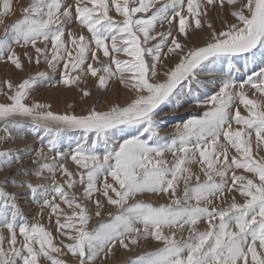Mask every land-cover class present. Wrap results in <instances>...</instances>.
I'll use <instances>...</instances> for the list:
<instances>
[{"label": "snow or ice", "instance_id": "1", "mask_svg": "<svg viewBox=\"0 0 264 264\" xmlns=\"http://www.w3.org/2000/svg\"><path fill=\"white\" fill-rule=\"evenodd\" d=\"M217 8L218 15L226 11L235 23L225 18L217 31L209 19ZM12 14L11 0H0V24ZM73 22L79 34L69 28ZM165 25L167 30L156 31ZM205 28L204 43L189 47L192 33ZM29 46L36 53H23L30 63L44 60L53 72L62 66L58 84L78 86L83 76H91L107 90L118 78L131 97L107 110L56 114L49 104L26 102L36 85L51 80L46 72L17 84L0 81V94L8 101L0 103L3 131H22L19 120L29 119L33 131L43 133L32 161L35 170L14 175L51 181H0V264H97L117 246L133 251L149 238L162 246L129 257L126 264H264V0H30L20 19L4 24L0 62L23 71L16 48ZM242 54L261 66L237 81L231 72ZM120 55L125 58L118 59ZM173 57L175 63H165ZM214 73L224 78L218 91L196 101L207 106L202 116L177 127V138L170 142L161 137L163 122L156 117L162 106H181L185 86L190 94L193 83L201 85L199 76ZM246 88L257 98H250ZM90 95L82 90L83 97ZM65 130L81 135L74 147L61 151L58 144ZM117 136L122 137L118 145ZM166 153L174 157L172 163ZM69 160L75 172L67 167ZM20 161L17 153L0 151V170ZM193 164L200 166L203 181L189 167ZM58 175L62 183H57ZM8 184L27 188L41 217L49 210L56 237L41 222H25L19 194L6 191ZM77 185L79 196L71 191ZM99 195L117 211L89 230L91 215L82 201H91L95 216L101 217L104 204L95 198ZM143 195L166 196L170 202L154 206L138 199ZM217 202L227 207L219 208ZM201 222L207 224L204 231L199 230ZM166 229L171 231L166 234ZM185 231L188 235L177 239V232ZM69 255L70 262L59 258Z\"/></svg>", "mask_w": 264, "mask_h": 264}, {"label": "rangeland", "instance_id": "2", "mask_svg": "<svg viewBox=\"0 0 264 264\" xmlns=\"http://www.w3.org/2000/svg\"><path fill=\"white\" fill-rule=\"evenodd\" d=\"M13 6V14L3 18V24H0V35L3 34L4 24H10L21 18L23 7L27 6L30 3V0H11ZM221 10L217 8L216 10H212L209 12V19L213 22L217 31L222 29V20L227 19L229 23H235L234 18L227 14L225 11L221 15H218ZM115 15V13H113ZM167 25L163 28L158 27L156 31H165L167 30ZM69 28L72 30L74 34H79L81 32L80 27L73 22L69 25ZM84 34L87 36L88 33L84 30ZM176 33L174 32L173 35ZM208 35V29L205 28L203 32L192 33L191 40L188 42L189 47L192 46H200L204 43L206 36ZM67 37H65L66 39ZM181 42L183 43V38ZM38 46L43 47L44 45L38 44ZM50 48V44H49ZM27 51L29 55L35 57L36 53L29 46L27 49H22L17 47L16 52L20 54L21 60L24 65L23 71L16 70L14 66L11 64L5 65L0 62V81L4 79L10 80L12 83L17 84L21 82L24 78H28L30 76H35L37 72H46L51 80L40 83L31 90L30 99L26 102L28 104H32L34 102L44 103L51 105L52 112L56 114H64V113H75L76 115L85 114V112L95 107L97 110H107V108L112 104H120L125 105L129 102L131 97V93L125 90L118 82L117 79H113L110 81V84L107 90L101 89L97 85V81L95 78L91 76H83L81 83L77 85H72L71 87H65L62 84H58L57 82L60 79V71L62 70V66H58L57 70L53 72L49 69L47 63L44 60H41L39 64L35 63L33 60L31 63L28 59L23 55V53ZM165 51H167L165 49ZM245 54H242L239 58L234 60L236 68L232 70L231 77L237 81L245 79L248 75H251L253 71H258L261 66L259 62L253 63L250 61H246L244 58ZM118 59H124L122 55L117 56ZM101 59L103 57L101 56ZM176 58L173 57L172 60H166L169 66L175 63ZM94 67H99V65L94 63ZM114 67V66H113ZM225 69H227V64L224 65ZM75 75V73H73ZM162 78V77H161ZM224 77L220 74H203L198 77V79L202 82L201 85H196L193 83L191 85L192 92L187 94V85L185 86V93L183 100L181 101V106H162L163 111L156 117L157 120L162 121V125L159 131V135L161 137H167L169 142L171 139L177 138V127H183V124L189 120L190 118L202 116L203 112L206 110V105L201 106L196 103L197 100L204 101L207 96H210L214 92L218 91V84L221 79ZM53 85H56L55 87ZM90 91V97H83L82 90ZM6 91V89H5ZM248 92L250 98L253 97L251 92L248 89H245ZM6 96L0 94V103H7ZM70 106V107H69ZM241 113L246 115L243 107L241 106ZM19 122L23 125L22 131L17 130H9L8 133L3 131V124L0 123V151L11 150L14 153H17L21 157L20 163L13 164L10 168H4L0 170V181H3L5 177H9L14 180H30L34 185L36 184H51L50 180H42L33 176H23V175H14L18 170L26 169L29 171L35 170V165H33L32 161L35 159V151L42 147L40 142V137L43 135L42 132H34L32 129L33 122L29 119H20ZM233 127H236L235 125ZM134 131V130H133ZM81 135L79 130H65L60 138V143L58 147L61 151H68L69 148L75 146V140ZM11 137V138H9ZM127 138V137H123ZM122 141V137L117 136L114 138V144L118 145V142ZM47 144V139L44 140V145ZM45 154H48V149L44 147ZM99 152L103 153V144L99 148ZM165 158L172 163L174 157L171 153H166ZM47 162V161H42ZM69 170L75 172L76 166L69 160L65 162ZM193 173L196 175H200L201 181H203L204 177L200 173V166L198 164H193L189 166ZM243 174V173H238ZM45 175H48L45 173ZM63 177L57 176V183L63 182ZM218 179V178H216ZM109 182L111 180L109 179ZM195 181L193 180V184ZM5 190L8 192H16L19 195L17 196V203L21 208L23 215L25 217V222L31 224L35 222H41L45 225V227L52 232L53 236L56 237V223L55 217L49 221V210L45 209L43 211V216L41 217V208L38 204L34 203L31 196L28 194L27 188H18L13 187L11 184L5 186ZM183 184L180 185V190L178 192L179 195H182ZM75 193L81 194V186L77 185L75 189L71 190ZM96 199H100L104 208L102 210L103 214L101 217L95 216V205L91 203L89 200H83L82 202L86 204L89 209V214L91 215V222L89 224V230L95 227L98 222L108 220V213H115L117 209L114 206L108 205L107 201L103 198L102 195L96 196ZM138 199L143 200L144 202L152 203L154 206H158L160 204H168L169 197L166 196H155V195H143L139 196ZM236 199L238 202H242V198L239 195H236ZM228 203L231 202V194H227ZM58 202V201H57ZM217 207L224 208L227 207V204H220L217 202ZM61 208L64 209V212L71 213V209H68L66 206L61 204ZM61 220L63 217L61 216ZM207 228L206 222H201L199 225V230L204 231ZM171 230H165L167 234ZM6 234V233H5ZM181 235L186 237L188 235L187 231L183 234L177 232V239L181 238ZM56 242H59V237H57ZM67 242V241H65ZM162 245L149 238L148 240H142L138 247H135L133 251H127L119 246H117L114 250V254L107 259H100L97 261V264H126V261L129 257H135L143 252L155 250ZM132 247V246H130ZM60 259H64L68 262L71 261V257L69 256H61ZM41 264H49L47 261H42Z\"/></svg>", "mask_w": 264, "mask_h": 264}]
</instances>
